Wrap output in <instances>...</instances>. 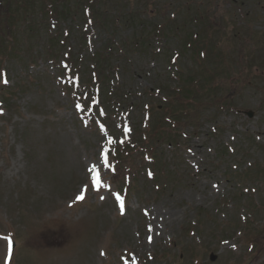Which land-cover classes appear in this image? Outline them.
I'll list each match as a JSON object with an SVG mask.
<instances>
[{
    "label": "rangeland",
    "instance_id": "rangeland-1",
    "mask_svg": "<svg viewBox=\"0 0 264 264\" xmlns=\"http://www.w3.org/2000/svg\"><path fill=\"white\" fill-rule=\"evenodd\" d=\"M103 1L108 3L107 15L143 22L140 27H118L116 44L142 26L150 34L162 32L172 14L176 29L168 41L154 39V47L167 53L153 59L131 56L126 62L130 74L117 72L116 81L133 91L143 108L132 113L116 109L105 129L106 115L95 116L91 110L98 103L94 86L80 81L77 68L68 71L60 65L67 49L60 59L39 58L26 68V54L0 60V237L11 235L10 264H264V2L120 0L116 8L110 0ZM47 4L10 0L12 19L0 24V36L8 42L6 34L14 33L20 48L46 57L47 34L30 41L24 26L33 17L40 20L43 5L48 15L44 27L51 25ZM69 9L67 25L72 26L71 20L78 23L72 0ZM201 24L202 34L212 38L200 35L198 43L193 34ZM83 30L89 36L78 57L89 59H81V65L91 69V55L107 33L90 22ZM183 45L187 53L181 54ZM71 48L76 52L78 46ZM191 48L203 55L196 57ZM221 57L229 70L218 75L223 79L218 88L231 87L230 106L207 107L197 131L182 129L184 138L174 148L161 145L159 181L152 180L149 161L138 158L140 173L114 184L117 149L135 140V122L145 128L149 110L162 106L156 81L167 82L176 70L193 78L220 72ZM168 83L173 87L176 79ZM145 89L153 95L143 99ZM91 92V104H86ZM77 103L81 110L75 108ZM125 128L130 131L125 133ZM108 137L116 142L107 144ZM103 148L111 164L102 170L103 181L111 191L89 188L84 199L76 201L88 167ZM112 192L123 197V214ZM7 251V241L0 239V264Z\"/></svg>",
    "mask_w": 264,
    "mask_h": 264
},
{
    "label": "trees",
    "instance_id": "trees-1",
    "mask_svg": "<svg viewBox=\"0 0 264 264\" xmlns=\"http://www.w3.org/2000/svg\"><path fill=\"white\" fill-rule=\"evenodd\" d=\"M110 1L116 8L119 7L118 1L120 0ZM45 2L50 6L48 12L50 13V17L48 19L51 25L47 24L44 27V21L48 15L47 6L43 5L46 13L40 9L42 12L40 20H35L33 17L24 26V30L27 39L30 41L35 40V42L42 35L47 34L45 37V42L48 44V49L45 51L46 57L40 51L33 49H31L33 52L31 50L25 51L20 48L17 36L14 33L8 32L6 34V37L10 38L8 42L4 41V37L0 36V39H2L0 42V60L19 59V56L26 54L27 62L24 65L26 68L27 64H35L39 58L51 62L60 59L63 56V54L60 55V52L67 49L63 60L69 65V71L77 68L76 73L80 81L84 84H91V88L94 86L97 90V96L101 104L99 110H102L107 117L102 118V124L110 127V115L114 114L116 109L122 113L129 111L132 113L134 110L142 109L143 103L141 102L140 104L134 98L133 91L131 92L121 82L116 81L117 72L123 70L130 74L129 65L126 62L131 56H148L153 59L167 53L164 48H155L154 43L168 41L171 38V21L168 20L166 22V26L162 32H159L160 34L147 33L142 30L144 27L142 26L140 28L142 31L134 32L129 38L125 37L119 41L120 44H116L114 40L117 32L116 29L122 25L132 28L140 27L143 25V22L140 21L139 17L137 18L140 23L136 24V18L130 19V16H126L125 20H122V17L118 15H107L108 3L103 0H72L73 7L77 13L78 23L76 24L71 20L72 26H69L67 24L70 16L69 4L71 0H45ZM121 2L123 1L121 0ZM86 11H88V14L84 15L83 19L78 17L79 13L83 15ZM11 19L10 0H0V24L9 23ZM87 22H90V25L102 33H107V37L100 45L101 48L91 55V69H88L87 65H81V59H85V57H78L80 45L84 44L89 36L88 32L83 30ZM64 23H66L64 25L67 26L66 28L61 26ZM50 27L52 30H50ZM75 28L79 29V31H76ZM197 37L198 34L194 33L193 40L201 43L200 37L199 39ZM154 39H156V42H154ZM68 44L70 45L68 46ZM73 44L76 47L78 46L76 52L73 50L74 48H71ZM54 48H57V50L54 51ZM187 48V46L183 45L180 50L181 54L187 53ZM191 51L196 57L202 54L201 49L196 50L191 48ZM119 59L123 62L121 66L114 64ZM221 60L225 59L222 57ZM85 61L89 62V59H85ZM220 63V72L219 70L212 71L210 75L193 78L184 71L176 70L171 75H168L167 82L156 81V86L154 87L162 94V99H164L162 106L152 107L149 110V119L145 128L142 129L141 125L135 122L131 128L133 139L135 138V140L131 144L117 149L114 155V162L116 163L115 174L112 179L114 184L117 185L118 181H125L129 177H135L140 173V171L138 173V164L136 163L138 158H141V163L149 161L146 164L151 172L152 180L154 182L159 181L161 177L160 159L157 154L160 152L159 148L161 145L168 144L174 148L178 144V139L184 138L182 129L191 128L193 131H197L200 127L203 111L207 107L221 110L226 109V106H230L229 96L232 94L230 91L231 87L229 86L230 89L225 87L223 89L218 88L219 82L223 80L221 79V75H218L221 74V71L228 70L225 68V62ZM80 66H82L81 69ZM89 74L90 76H88ZM173 79H176V84L171 87L168 82ZM143 94V99L146 95L150 94L152 96L153 90L145 89ZM142 96L140 95L141 98ZM143 99L141 100L143 101ZM105 125L103 126L106 128ZM133 152H136V157L132 156ZM257 166L259 167V172L262 173L260 165Z\"/></svg>",
    "mask_w": 264,
    "mask_h": 264
},
{
    "label": "snow or ice",
    "instance_id": "snow-or-ice-1",
    "mask_svg": "<svg viewBox=\"0 0 264 264\" xmlns=\"http://www.w3.org/2000/svg\"><path fill=\"white\" fill-rule=\"evenodd\" d=\"M0 75H3V73H0ZM7 83V81H4ZM95 102V101H94ZM75 108L77 110L82 109V105L80 103H77L75 105ZM103 115V111L100 113ZM125 133L130 131V129L125 128L124 129ZM116 141L113 140L112 137H108L107 139V144H114ZM123 142V141H121ZM110 153L107 151L106 148H103L98 152V159L96 163L91 164L88 169V176L86 177L87 182L81 187L79 190V194L76 196V201H81L85 197V193L91 188L92 191H100L101 189L107 188L109 191H111V186L106 185L103 181V171L102 170H108L111 169V164L109 160ZM112 195L115 197L118 206L121 210V214L124 213L125 206H124V200L123 197L120 195L118 192H112ZM102 200L105 198L104 196L100 197ZM71 207V205H69ZM0 239H4L7 241L8 244V251L7 255L5 257V262L4 264H10V259L12 256V250H13V241L11 239V235L9 234L8 236L0 237ZM151 237H149V242H151ZM101 255H104L103 252L100 253ZM121 259H124L121 257ZM125 264H127V261H125ZM133 264H135V261H133Z\"/></svg>",
    "mask_w": 264,
    "mask_h": 264
},
{
    "label": "water",
    "instance_id": "water-1",
    "mask_svg": "<svg viewBox=\"0 0 264 264\" xmlns=\"http://www.w3.org/2000/svg\"><path fill=\"white\" fill-rule=\"evenodd\" d=\"M246 115L251 118L252 117V113L251 112H247Z\"/></svg>",
    "mask_w": 264,
    "mask_h": 264
},
{
    "label": "flooded vegetation",
    "instance_id": "flooded-vegetation-1",
    "mask_svg": "<svg viewBox=\"0 0 264 264\" xmlns=\"http://www.w3.org/2000/svg\"><path fill=\"white\" fill-rule=\"evenodd\" d=\"M254 1V0H253ZM259 1H262V2H264V0H259Z\"/></svg>",
    "mask_w": 264,
    "mask_h": 264
}]
</instances>
